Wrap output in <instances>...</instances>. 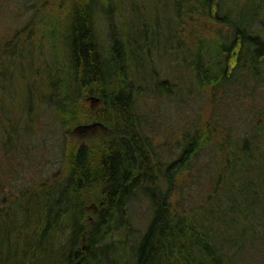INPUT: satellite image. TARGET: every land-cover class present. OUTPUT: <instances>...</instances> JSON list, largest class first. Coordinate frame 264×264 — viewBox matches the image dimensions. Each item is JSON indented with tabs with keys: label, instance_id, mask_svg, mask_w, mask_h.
<instances>
[{
	"label": "trees",
	"instance_id": "1",
	"mask_svg": "<svg viewBox=\"0 0 264 264\" xmlns=\"http://www.w3.org/2000/svg\"><path fill=\"white\" fill-rule=\"evenodd\" d=\"M18 3L16 19L0 9V87L17 80L25 92L0 91V155L27 149L20 141L45 104L66 168L45 176V187L21 190L0 216V264H17L8 218L28 211L35 225L23 252L36 239L35 264L44 253L45 264H264V99H253L264 86V0ZM122 9L128 17L118 22ZM45 25L65 67L41 63ZM155 56L174 70L161 77ZM209 92L216 103L201 125L195 106ZM152 97L188 119L159 133ZM94 126L102 133L89 138Z\"/></svg>",
	"mask_w": 264,
	"mask_h": 264
},
{
	"label": "rangeland",
	"instance_id": "2",
	"mask_svg": "<svg viewBox=\"0 0 264 264\" xmlns=\"http://www.w3.org/2000/svg\"><path fill=\"white\" fill-rule=\"evenodd\" d=\"M18 1L19 0H11L10 3L6 2L5 5H1V8H0L1 11H6V15L8 19L10 20L16 19L15 12H17L18 9H19V12H22V10H24L19 5ZM146 1L139 0L140 3L150 2L151 5L155 0H146ZM55 10H58V9H55ZM58 14L56 13L55 17L56 16L58 17ZM127 17H128V10L122 9L117 12L116 19H118L117 20L118 22H120L121 19H123L124 21ZM202 23H205V20ZM202 23L198 22L197 24L199 27H201V29L203 28ZM4 25L5 23L1 22V28H4L3 34H6L7 28L4 27ZM219 27L221 26L220 25L214 26V28H219ZM96 28H97L96 32L100 40L99 42L102 45L106 46L107 45L106 43L108 42L107 41L108 39L106 36L107 35L106 34L107 32L106 31L107 30L106 21H104L103 19L102 20L98 19L96 23ZM211 30H214V29H211ZM52 31L53 29H51L50 27L47 28L45 25V39L42 41V43L40 42L39 44V47L41 50L40 52L41 56L44 58L42 59L41 63L42 64L44 63L45 66L47 64L49 67H52V68H55V67L62 68V67H65L63 66V63H64L63 52L60 50L58 45H56L55 50H52L49 44V42H52V41H49L47 37L49 36V32L51 33ZM53 43L54 42H52V46L54 48L55 44ZM154 59L155 60L153 63L155 66H157V70H159L160 73L164 69L168 71L172 69L174 70L173 66L167 65L169 61L159 60L157 56H155ZM160 62L164 65V68L160 66ZM39 64H40V61H39ZM20 71L22 72L21 69L18 70L17 75L20 74ZM160 75L161 77H163L164 76L163 72ZM62 78L65 80V75H63ZM0 82L6 83L5 81H0ZM13 87L14 88L12 87L4 88V85H1L0 91L4 90V91L10 92L14 90L16 94H20L24 96L25 88H22V84L20 85V81L16 80L15 85L13 83ZM247 92L248 91H246V93ZM202 96L203 97L198 96L199 102L196 101L197 102L196 106L194 104L195 108H197L196 110H198V108L200 110V115L202 116V118L200 119L201 125H203L204 123L210 120V116L212 114V111L214 110L215 103H216V102L215 103L213 102V96L210 92L203 93ZM258 98H261L262 100L264 99V86L262 87L261 91H259V94H255L253 96V99L257 100ZM146 101L150 109H154L153 110L154 112L160 113V115L157 116L158 119H156V122H157L156 124L158 125L157 131H159V133L160 132L167 133V134L172 133V129L175 128L178 124H180V121H183V120L185 121V119H188L186 118L187 117L186 112L182 113L180 110H175L173 112V109L171 110V108L168 107L169 105L163 104L162 101L154 97L147 98ZM252 102L253 100L249 99L248 103H252ZM92 105H94V100H93ZM223 105H226V103H223ZM192 106L193 104H190V107ZM34 118L36 119L35 120V128H36L35 132H32L26 135L24 140L20 141L22 143V146L26 147L27 149L26 150L23 149V151L21 152L19 151V154H17L15 159L7 158L6 155H2V154L0 155V160H1V165H0V216L1 217L4 215V213H7L8 206L11 204V202L17 199L19 196H21V190L28 192V190L35 191L36 189L40 187H45V180H46L45 176H47L48 181L53 180L57 177L56 175L58 171L64 172L66 168L65 162H63V159H64L63 156L59 154L60 153L59 151L58 153L55 152L57 150V147L56 146L54 147L53 145L55 142H58L57 132H60L59 124L56 118L54 117L53 111L47 112L46 106L45 104H43ZM93 124L95 123H90L88 125H93ZM180 126H182V124H180ZM101 133H102L101 127L94 126V129L90 131L89 138H92L91 136H97L98 134H101ZM176 135L177 134H174L175 137ZM71 136H72V133H71ZM29 145L31 146L29 147ZM54 148H55V151H53ZM179 199H180L179 195L174 196L173 198L174 206H177V202L179 201ZM86 209H87V215L89 214V218H92L93 217L92 214L94 213L93 211L94 208L90 206ZM145 210L146 208H144L143 205L138 207L137 213L135 216V221H134L135 222L134 229L140 230L141 226L144 224ZM27 213H28V216L27 215L23 216L25 219L21 217L20 214L16 216L15 213H14L15 218H13L14 216L13 217L11 216L10 218H8L9 225H12L13 222L16 224V227L14 224L15 231H14V234L12 235L13 242L9 244L11 248L14 246L12 250L13 253H15L13 257V261L17 264H35V261L38 260L40 256L39 255L40 247L39 246L37 247V245L36 246L34 245L36 244V241H37L36 239L33 242L34 243L33 246L31 245V248L28 247L27 254H24L23 252V248L25 245L24 243L25 238L26 236L28 237V233H31V230H34L33 228L30 229L29 226L35 225L33 223L32 213L29 214V211ZM90 223H92V221ZM38 227H39L38 225L35 226V229H39ZM36 231L38 232V230ZM138 234H139V231L135 232V234L133 233V238L134 236ZM15 236L17 237L15 238ZM23 239H24V242H23ZM116 240L117 239L115 236L113 240L110 242H114ZM43 251H45V249H43ZM42 256L43 257L40 260V262L45 264V253L44 255L42 254ZM120 263H122V256L120 257Z\"/></svg>",
	"mask_w": 264,
	"mask_h": 264
}]
</instances>
